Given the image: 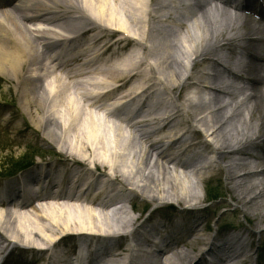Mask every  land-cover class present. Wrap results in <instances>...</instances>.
<instances>
[{
    "label": "bare ground",
    "instance_id": "6f19581e",
    "mask_svg": "<svg viewBox=\"0 0 264 264\" xmlns=\"http://www.w3.org/2000/svg\"><path fill=\"white\" fill-rule=\"evenodd\" d=\"M164 1L16 0L0 10V79L16 90L14 100L0 101V138H17L12 145L29 154L0 170L1 264L8 248L23 251L15 264H258L253 243L238 235L205 239L198 209L142 216L149 204L201 205L202 182L224 174L231 201L264 232V0L197 8ZM221 49L230 56L224 75L212 59ZM48 51L71 63L72 74L83 64L93 82L74 87L50 71ZM86 86L105 92L91 101L78 91ZM186 89L191 96L180 100ZM121 91L119 108L99 118L102 103ZM51 152L59 161L19 169ZM126 238L135 243L127 255L119 242ZM151 244L155 262L144 252Z\"/></svg>",
    "mask_w": 264,
    "mask_h": 264
},
{
    "label": "rangeland",
    "instance_id": "374dc122",
    "mask_svg": "<svg viewBox=\"0 0 264 264\" xmlns=\"http://www.w3.org/2000/svg\"><path fill=\"white\" fill-rule=\"evenodd\" d=\"M86 27L90 26V23L86 17L84 19ZM249 28H247L248 30ZM85 46V48H84ZM88 42H85L82 46L84 49V52H86L88 48ZM82 49V50H83ZM144 71H147V67H143ZM154 81H157L154 79ZM14 87L9 85L8 83L4 82L2 85L0 84V101L3 100V98L7 101H10L11 99L14 100L15 97H13L16 93V90H14ZM191 89V88H190ZM190 89H186L185 91L182 92V94L179 95V99L182 100L185 96L190 97L191 94ZM177 92V91H176ZM175 92V94H176ZM163 99L166 102L167 106L171 105V98L167 94L162 95ZM174 104V103H173ZM173 108H170L172 110ZM2 117H0V130H3L5 126V122H2ZM12 126V125H11ZM14 129H11L10 135L15 137L16 134V128L15 126ZM2 133V132H1ZM0 133V134H1ZM26 135L28 133H25ZM24 135H22L19 138H23ZM14 139H8V138H0V170H8L9 167L13 166L14 162L17 163L20 159H22L23 156H29L28 153H25L27 150L25 146L22 144L19 147H16L12 145ZM154 140V139H152ZM262 145L258 146V151L261 149ZM258 151L254 152V154H257ZM11 152V153H10ZM171 153L172 150H171ZM33 160V159H32ZM59 161V158H56L55 153L48 154L45 156L43 159H39L38 157L34 158V164L40 165L41 166V161H43V165H50L51 163L55 161ZM209 161V160H208ZM211 161V160H210ZM227 181H226V176L224 174H218L216 177L211 179L209 183H205V185H200V195L202 197V203L201 205L198 206L200 211H198L197 215H199L202 218V227L205 231L204 236L205 239L211 240L213 239L212 242L217 241L218 237H221L224 235L226 236H233V235H238L239 237H242L245 242H251L253 243L252 246V251L250 250V258H253L254 261H257L256 258L259 257V264H264V232L259 235V229H255L254 226V220L247 216L245 217L242 211L240 210L241 206L235 202L231 201V196L227 192ZM210 196V198H209ZM217 196L216 198L218 199H212V197ZM212 199V201H210ZM138 202H143L142 204H146V201H143L142 199H137ZM171 206V209L173 211H170L169 208H160L162 204H157V205H148V212L146 211L145 214L142 216L143 219H147L152 213V220H156L157 218H166L167 216H171V218L176 217L177 213H179L181 210H188L189 205H178L177 202H170L169 203ZM217 207L216 213H210V209H213ZM128 208H130V205H128ZM131 215L135 218L140 217L139 213H133L131 210ZM141 223V222H140ZM249 230H256L254 233H249ZM130 238H126V242H128ZM127 244V243H126ZM123 245V244H121ZM180 246V247H179ZM183 243H179L177 245L178 250L183 249ZM204 249V246H196L192 252V259H198L202 258V250ZM186 250H191L190 248L186 247ZM152 259V258H151ZM150 259V260H151ZM191 259V260H192ZM193 260V261H194ZM190 261V260H189Z\"/></svg>",
    "mask_w": 264,
    "mask_h": 264
}]
</instances>
